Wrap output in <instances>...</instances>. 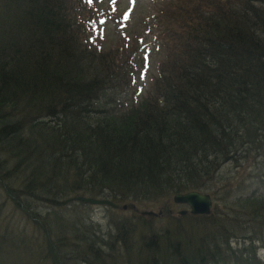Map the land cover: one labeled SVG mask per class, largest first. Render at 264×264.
<instances>
[{
  "label": "trees",
  "instance_id": "16d2710c",
  "mask_svg": "<svg viewBox=\"0 0 264 264\" xmlns=\"http://www.w3.org/2000/svg\"><path fill=\"white\" fill-rule=\"evenodd\" d=\"M95 1L0 0V208L10 198L32 221L54 225V264H117L134 253L135 264H206L201 245L216 260L234 239L263 264L264 52L207 17L211 0H166L157 9L166 55L153 91L125 110L135 62L123 45L98 44L93 21L112 12ZM212 40L233 52L230 60L188 76ZM108 97L117 110L97 108ZM252 159L263 166L244 172L236 189L226 178L213 189L225 164ZM192 190L209 192L215 204L209 215L182 216L185 226L112 217L107 239L85 215L102 198L170 200L173 209L174 195ZM14 240L0 232V258L13 257L4 251Z\"/></svg>",
  "mask_w": 264,
  "mask_h": 264
},
{
  "label": "rangeland",
  "instance_id": "374dc122",
  "mask_svg": "<svg viewBox=\"0 0 264 264\" xmlns=\"http://www.w3.org/2000/svg\"><path fill=\"white\" fill-rule=\"evenodd\" d=\"M164 1L166 0L95 1L100 9L112 12L111 16L104 17L105 19L98 17L93 22L98 44L103 47H110L114 44L123 45L127 50L126 55H130V58L135 62L133 66L136 70L134 87L129 89L124 96L125 110L131 108L134 104L138 105L153 91L160 64L165 58L166 50L159 36L165 27V23L161 22L157 15V9ZM211 3L213 6L212 9L206 12L207 17L224 26L228 35L233 36L254 50L264 52V0H211ZM219 43L213 40L206 42L205 49L196 55L192 66L188 68L186 72L188 76L202 74L217 62L230 60L233 52L227 46ZM89 70L90 72L98 70V66L90 67ZM99 107L117 110L115 100L110 97L104 100L102 104L100 103L97 108ZM254 154H256V151ZM4 156L5 154L0 150V157L5 162ZM10 158L12 159L11 156ZM260 160L252 159L242 166H236L230 162L225 164L218 173V178L213 182V189L220 188V183H228L227 180L231 182L230 189H236L238 181L242 177L245 180L247 178L243 175L244 172L258 170V167L263 166ZM12 165L10 164V166ZM6 167L9 168L7 162ZM3 198L0 200L4 201ZM212 199L214 201L213 197ZM111 200H114L113 204H110V202L104 204L102 203L104 198H102L97 205L87 206L88 209H85L87 220L101 226L99 230L107 239L109 236L108 231L115 230L110 222L113 216L134 217L136 215L135 222L150 221L152 227L158 228L164 225L166 227L170 225L185 226L188 220H181V218L190 214L189 212L181 213V211L190 209L185 204L174 202L171 204L173 209L165 207L170 200L167 203H152L145 200L133 202ZM14 204L9 198L6 202V208H0V232L8 230L15 235V240L11 244L12 247L10 246L8 250L5 249L4 251L6 253L9 251L7 255L13 257L10 259L0 258V264H18L21 262L20 259L14 257H20L23 263L29 261V264H54L53 254L57 252L61 244L60 237L55 234L54 225L49 224L47 228L41 226L39 223L32 221L29 215ZM75 207L76 205H72L69 209L72 211ZM93 209H95L94 213L91 211ZM142 212H153V214L148 213V216H141ZM20 240L24 247L18 248ZM28 243L32 245L30 250L25 248ZM138 259L139 256L134 253L129 260L120 257L117 264H135ZM81 261L82 264H88L86 260Z\"/></svg>",
  "mask_w": 264,
  "mask_h": 264
},
{
  "label": "bare ground",
  "instance_id": "6f19581e",
  "mask_svg": "<svg viewBox=\"0 0 264 264\" xmlns=\"http://www.w3.org/2000/svg\"><path fill=\"white\" fill-rule=\"evenodd\" d=\"M27 42L32 45V41H31L30 38H27ZM221 45H223V44H221ZM206 72H204L202 74H205ZM202 74H198V75H202ZM193 76H195V75H193ZM129 89H131V88H127V89H125V91L128 92ZM96 114L100 115L101 113L97 112ZM99 115H93L92 117H94V116L97 117ZM192 191H198V190H192ZM199 192H203V191H199ZM141 215L142 216L143 215L144 216H148L147 212H142ZM230 245H231L230 246V248H231L230 250H228L227 252H225L224 254H222L219 257H217L218 255L214 256L216 258V260L218 261V263L212 257L213 255L211 256V253L210 252L208 253V251L206 249H204L205 245H201L199 247L198 253H202L201 251L203 249V251H204L203 254L205 255V258H206V264H256V258L253 255L247 253L246 251H243L242 248H240V246H238V243H237L236 239H234V241L230 242ZM197 246H198L197 244L191 245L190 250H189V256L190 257L193 258V256L196 255ZM263 251H264V249L258 248V250L256 252V257H257L258 260H260L264 264V256H263L264 252ZM104 252H108V251L104 250ZM142 258H143V256H142ZM102 259H104V258L100 257L97 260L99 262H101ZM139 260H140V258L138 259V261ZM107 261H109V260H107ZM142 262H143V260H141V264H142Z\"/></svg>",
  "mask_w": 264,
  "mask_h": 264
},
{
  "label": "water",
  "instance_id": "95a60500",
  "mask_svg": "<svg viewBox=\"0 0 264 264\" xmlns=\"http://www.w3.org/2000/svg\"><path fill=\"white\" fill-rule=\"evenodd\" d=\"M174 200L178 203L187 204L192 214H210L213 208V200L210 194L199 191H190L186 193H178ZM153 214V212H148ZM147 213V214H148ZM187 213V210L181 212Z\"/></svg>",
  "mask_w": 264,
  "mask_h": 264
}]
</instances>
